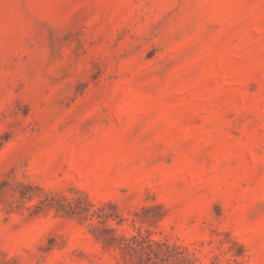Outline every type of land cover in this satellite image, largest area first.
<instances>
[{
    "label": "rangeland",
    "instance_id": "374dc122",
    "mask_svg": "<svg viewBox=\"0 0 264 264\" xmlns=\"http://www.w3.org/2000/svg\"><path fill=\"white\" fill-rule=\"evenodd\" d=\"M0 264H264V0H0Z\"/></svg>",
    "mask_w": 264,
    "mask_h": 264
}]
</instances>
